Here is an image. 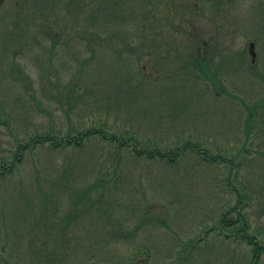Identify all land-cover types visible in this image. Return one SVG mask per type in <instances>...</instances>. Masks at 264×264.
<instances>
[{
	"label": "rangeland",
	"instance_id": "obj_1",
	"mask_svg": "<svg viewBox=\"0 0 264 264\" xmlns=\"http://www.w3.org/2000/svg\"><path fill=\"white\" fill-rule=\"evenodd\" d=\"M168 1L170 4L162 5L158 12L156 27L149 28L138 16L141 0H121L122 12L112 17L108 13L101 17V0H83L76 10L58 0H6L0 6V121L9 120L13 132L0 125V155L13 148L15 133L24 140L26 131L51 121L58 128L65 126L68 105L64 100L72 88L98 87L107 97L113 77L125 79V75L138 84L140 71L154 79L145 86V105L129 108L123 104L116 111L96 107L95 112L74 111L71 120L90 125L99 117L117 129L135 131L141 143L150 139L172 143L187 132L204 136L209 142L205 147L213 152L211 144L238 149L245 136L244 102L251 104L264 97V0ZM125 7L127 15L129 8L133 13L126 26ZM115 24L123 28L111 27ZM250 43L255 44L257 54L252 69ZM205 45L209 48L206 52ZM192 51L211 58L210 70L217 71L218 77L212 82L198 73L201 79L194 83L199 84L201 95H188L186 114L181 112L177 118L161 104L167 106L164 98L167 89L172 90L168 84L178 78L170 74L180 73L174 57L186 63ZM21 101L36 110L25 115L14 107ZM113 150L110 142L98 138L87 140L83 148L66 151L39 147L27 153L25 163L13 175L0 178V222L6 223L3 228L0 225L5 232L0 246L6 236L10 246L8 255L0 247V259L6 257L0 264H33L34 247L41 251L45 231L51 237L49 249L66 243L64 246L75 249L72 257L78 262H131L133 250L147 246L153 249L148 264H170L166 254L169 247L178 245L173 241L175 233L196 237L205 218L217 219L225 202L234 204V197L221 184L222 168L189 157L169 166L135 158L130 150L121 152L118 164ZM256 162L258 166L248 165V172H264V161ZM105 172L112 178L105 186L107 192L97 195L104 190L99 185L94 188L98 192L86 194L90 186L102 181L99 177ZM101 210L111 212L115 225L125 222L130 229H142L130 242L115 245L117 256L91 260L82 248L97 243L94 235L101 230ZM44 213L49 218L44 220ZM17 214L28 221H13ZM76 215L83 217L76 219ZM90 224L95 225L92 228ZM249 252L245 245L210 237L200 243V255L192 264H244ZM145 257L136 264L146 262Z\"/></svg>",
	"mask_w": 264,
	"mask_h": 264
},
{
	"label": "trees",
	"instance_id": "obj_2",
	"mask_svg": "<svg viewBox=\"0 0 264 264\" xmlns=\"http://www.w3.org/2000/svg\"><path fill=\"white\" fill-rule=\"evenodd\" d=\"M58 2H65L67 5L75 6L76 10L81 6V2H83V0H58ZM101 2L102 7L99 9L101 17L102 13L105 15L108 13L110 17H112L114 16V13L122 12L121 0H115L114 2L111 0V3L109 0H101ZM168 2V0H141V7L139 6L140 10H138V16H140L144 26L149 28H153L154 26L156 27V23L159 19L158 12L162 11V5L167 7L170 4V2ZM204 2L209 4L212 3V0H204ZM132 14L133 13L129 8L127 15L125 7V17L127 18L125 26L129 21L131 22L129 15ZM94 22L96 23V20ZM149 24L151 26H149ZM262 25L264 26V22ZM111 27L123 28V26H117V24L111 25ZM105 39L108 40L107 38ZM54 42H56V39ZM102 43L103 41L100 42V45H102ZM203 47L205 52L208 51L209 48L206 45ZM187 57L188 59L186 63L181 60V57H174L173 64L178 67L176 69L177 71H180V73L174 75L173 73L170 74V76L174 79L177 76L178 78L176 79L177 81H172L171 84H168V86L172 87V90L170 91L167 89L166 98H164L168 103L167 106L164 103L161 104L162 108L166 112L172 116L175 114V117L177 118H179L178 114L181 112L186 114L185 112L188 104L185 102V98L188 95L189 97H198L201 95L199 84L194 83L195 81L198 82V80L201 79L199 78V74L202 78H206L208 81L212 80V82L218 77L217 71L213 73L211 72L210 66L212 65V59L207 55L202 54L199 51H192ZM177 60L180 61L175 62ZM178 63H180L179 66ZM115 65L117 64L114 63L113 66ZM107 68L109 67H106V69ZM252 68L253 65H250V69ZM118 75L122 74L118 73ZM139 75L141 76L138 84H135V80L132 77H125V75V79L116 78L117 76L113 77V80L111 79L113 84L109 83L111 92L107 97L101 95L100 88L98 87L91 88V90L87 87L83 88L82 86H77L69 90L70 92L64 100V102L68 105L67 111L65 110V114L67 113L65 115L67 124L58 128L51 121L48 125H43L41 127L37 126L35 130L25 132L24 135H26V137L24 140L19 139L15 133L16 141L12 144L13 148L10 150L8 149L5 153L0 155V178L4 179L13 175L16 172V169L25 163L27 153L31 152L30 154H32L39 147L47 148L52 152L66 151L69 148L79 149L84 147L87 140L94 138H98L103 142H110V145L114 148L113 155L116 156L118 164H120L122 156L121 152L123 150H130L135 158L145 159L147 161L158 160L169 166H176L184 158L187 159V157L194 158L198 163L222 168L221 184L225 190L228 191V194H230L232 198L234 197L235 200L234 204H231L229 201L225 202L226 206L218 213L217 219H212L211 217L205 218L203 228L201 224L198 225V229H203L200 231L198 236L183 238L178 233H175L173 241L178 243V245H175V247H169L167 251L168 253L166 254L169 263L192 264L200 255V243H202V241L208 242L210 237H213L216 241L223 243L232 242L238 246H247L250 249V252L248 258L245 259L244 264H263L264 172L250 173L248 172V165L256 164L258 166L256 161H264V97L255 103L249 104L244 102V112H246V119L243 125L245 129V136L242 141L239 140V148L236 150L223 149L220 148V146L218 148L215 147V144H211V146L214 147L213 150H215L213 152L211 147H205L209 142L204 136L194 137L192 133L187 134V132L183 133L177 141L175 140L172 143L157 142L152 139L141 143L135 131L129 129H117L119 127H114L110 125L109 122L104 121L99 117L98 119L91 120L90 125L84 122L76 124L71 120L70 113H74V111L77 113L87 111L95 112V107L102 109V111H116L119 110L123 104L129 108L131 106H137V103L145 105L146 102L143 101V97L146 92L145 86H147L148 82L154 81V79L144 74L143 71H140ZM178 83L182 84V86H179ZM172 91H174V93L170 95V92ZM88 96H91V98ZM92 96H95L93 97L95 106L93 104ZM79 101H81V103ZM103 101H106L107 108ZM101 103H103L104 106H102ZM117 106H119V109ZM14 107L18 108L19 111L24 112L25 115L31 113L29 110H36L30 109L29 104L26 101L16 102ZM2 110L3 109H1V111ZM96 111L100 110L96 109ZM0 125L6 126L11 132H13V128L9 120H1ZM194 132L197 134L196 131ZM245 168L247 169V172H244ZM109 177L108 172L101 174L99 178L102 181L90 186L86 194L93 192L94 188L99 185H101L104 190L97 193V195L106 193L107 190L105 186H107L112 179ZM62 180L63 179L60 181L63 182ZM57 183L59 185V182ZM54 185L57 186L55 183ZM64 189L67 190V188ZM252 210L254 211L252 212ZM2 214L3 210L0 211L1 218ZM49 216L50 215L47 213H44V220L45 218H49ZM78 216L79 218L83 217L82 215H76V219ZM98 216L101 230L99 233H95L94 235H97L95 240L97 243L93 241L92 244H89L87 249L84 247L82 248L83 254L87 258H91V260L98 257L106 259L107 257L113 258L117 256L115 254L116 251H114V248H116L115 245L130 242L142 229H130L126 226V224H124L125 222H116L117 225H115V222H113L114 217H111V212L108 210H101ZM13 217V221H23V223L28 221L21 214H17ZM70 217H67L66 220ZM4 218L7 219V216ZM93 221L96 224L95 220ZM38 223L39 222H36V224ZM5 224L6 223L4 221L2 223L0 222L2 228ZM12 224L14 225L15 223L12 222ZM32 224L33 222L31 221V225ZM95 224L90 225L93 228V225ZM33 225H35V222ZM3 232L4 231L0 228V241H2ZM6 232L9 234L10 230H7ZM12 233H17L16 229L12 230ZM44 234L46 235V239L44 238L45 240L43 246H40L41 251L39 252V250H36L34 247L35 252L34 256L30 260L31 263L89 264L88 262H78V259L72 257L75 249L64 246L66 243L62 244L61 242L62 245L58 248L49 249L47 244L49 243V240L51 241V237L46 231ZM55 236V240L58 242L60 238L57 234ZM64 238L65 236L61 239L63 240ZM6 239V242L0 247L2 248L1 252L8 255L7 251L10 246H8L9 242L7 236ZM63 246L65 250L62 252L61 249ZM45 247L46 252H44ZM132 254L133 259L131 262L134 261L133 264H136V262L142 259V257H145V255L146 257L144 259L146 262L142 261L141 264H148V262L153 258V249L147 246L138 247L133 250ZM0 260L6 261V257L1 258ZM131 262L114 261L109 263L131 264Z\"/></svg>",
	"mask_w": 264,
	"mask_h": 264
},
{
	"label": "water",
	"instance_id": "obj_3",
	"mask_svg": "<svg viewBox=\"0 0 264 264\" xmlns=\"http://www.w3.org/2000/svg\"><path fill=\"white\" fill-rule=\"evenodd\" d=\"M6 0H0V6L5 2ZM250 55L252 57V63H255L256 61V53H255V46L254 44L250 45Z\"/></svg>",
	"mask_w": 264,
	"mask_h": 264
}]
</instances>
